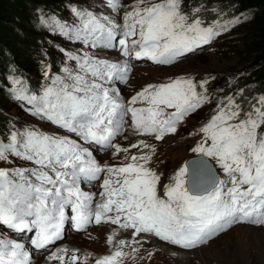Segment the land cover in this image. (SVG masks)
I'll return each instance as SVG.
<instances>
[{
    "label": "snow or ice",
    "instance_id": "obj_1",
    "mask_svg": "<svg viewBox=\"0 0 264 264\" xmlns=\"http://www.w3.org/2000/svg\"><path fill=\"white\" fill-rule=\"evenodd\" d=\"M64 11L37 17L48 37L41 83L31 89L20 75L5 78L8 103L32 119L8 116L0 129V264H32L33 251L48 252L49 264H88L78 249L51 250L66 226H111L110 253L94 264H124L152 240L190 253L234 226L264 229V93L246 96L241 87L216 97L209 91L215 77H176L130 98L118 86L129 83L133 61L174 65L234 30L247 20L236 5L65 0ZM204 107L212 112L189 133L193 155L164 183L151 167L156 142ZM129 130L136 142L123 147L117 140H127ZM109 151L122 162L97 159ZM24 232L33 233L27 245L11 238ZM122 233L129 238L117 239ZM154 255L147 253L149 261Z\"/></svg>",
    "mask_w": 264,
    "mask_h": 264
},
{
    "label": "rangeland",
    "instance_id": "obj_2",
    "mask_svg": "<svg viewBox=\"0 0 264 264\" xmlns=\"http://www.w3.org/2000/svg\"><path fill=\"white\" fill-rule=\"evenodd\" d=\"M206 2L209 3L208 0H206ZM245 17H247L246 21H248L252 18V14L246 13ZM245 34L248 33L242 28V24H240L235 27L234 30L221 35L211 47L203 50L199 54H194L187 59L181 60L172 66L157 67L156 69L153 67H141L134 73L131 79L130 89L133 92H136L148 84L167 82L176 77H195L196 79L215 77L209 91L212 92L213 96H222L224 95V92L220 91L222 88L220 85H216L215 82L222 80L224 76L232 74L234 70L236 72V68L244 66L246 63L241 59L242 56L240 54V49H242L244 41H247L248 36ZM256 40H259L260 43L262 41L260 38ZM31 74L35 75L34 72ZM130 95L131 93L128 92L127 96ZM0 103L3 105L4 102L1 101ZM5 106L7 108L6 110H3V116L14 117L19 113L23 120L27 121L32 119L24 113L19 112L16 107H12L9 103ZM211 112V107H204L190 119H187L186 122L180 126L177 134L171 135V138L164 143L162 142L158 149L156 148L157 157H154L152 163H154L153 165H155V168L157 167L159 174H163V182H168V179L177 166L193 155L189 151V148L196 138L190 137L188 132L196 131L203 123L207 122L210 118ZM12 113H15V115ZM43 127L49 131H54V129L49 128L48 126ZM134 138V135L129 136L127 140L121 137L120 140H117V143L121 144L123 147H128ZM182 140H187V144L184 148L180 144V141ZM180 146L182 148L180 154H173V150L175 151V149L177 147L180 148ZM129 154H138V150L131 149ZM96 156L102 163H118L116 160L122 158H112L111 152L96 154ZM21 163L22 161H17V164ZM245 227L249 226H235L227 234L221 235L218 239L213 240L208 246L199 248L196 251H193V253H185V260L180 259L178 262H175L176 257L171 256V254H169L170 252L166 254L165 251L169 250L163 249L162 251L164 252L160 251L156 253L149 261L147 253L150 251L145 250L144 247L139 256L135 258L131 257V261H136L137 264H264V244L259 246L256 243L245 244V242H237V234H239L238 238H244L242 232L246 229ZM107 228L101 227V229H94L93 231H90L88 235L84 236L74 235L70 238L71 240H66V243L68 245V242L72 243L74 240L76 242L74 245H77L80 249L84 248L89 251L102 249L103 251V247L107 244ZM251 229H258L256 231L258 234H260V230L264 239V229L258 227H252ZM251 235L253 234L251 233ZM91 237L95 238L94 241H88ZM245 245L248 248V251L245 250ZM84 254L88 255L89 253L84 252ZM141 257H143V259ZM88 264L90 263L88 262Z\"/></svg>",
    "mask_w": 264,
    "mask_h": 264
},
{
    "label": "trees",
    "instance_id": "obj_3",
    "mask_svg": "<svg viewBox=\"0 0 264 264\" xmlns=\"http://www.w3.org/2000/svg\"><path fill=\"white\" fill-rule=\"evenodd\" d=\"M223 1H226V6L235 4L236 11L252 12V18L242 23L248 37L240 49L241 59L246 62L244 70L247 71L241 81L243 84L255 83L259 87L264 84V0ZM64 2L65 0H0V102H4L3 105L0 103L2 109L7 108L2 92L5 78L15 73L29 79V73L37 71L41 58L38 43L44 44V40L48 38L37 29V17L49 9L58 14L62 12L66 16ZM258 38L262 40L261 43L256 40ZM4 119V116H0V129Z\"/></svg>",
    "mask_w": 264,
    "mask_h": 264
},
{
    "label": "bare ground",
    "instance_id": "obj_4",
    "mask_svg": "<svg viewBox=\"0 0 264 264\" xmlns=\"http://www.w3.org/2000/svg\"><path fill=\"white\" fill-rule=\"evenodd\" d=\"M189 58V57H188ZM169 66H172V65H169ZM157 67H155V69H156ZM171 68V67H170ZM159 76V75H158ZM215 86V85H214ZM191 132H193V131H189L188 133H191ZM126 135H127V133H126ZM170 137V136H169ZM190 137H192V136H190ZM171 138V137H170ZM174 141V140H173ZM135 142H136V140H135ZM177 144V143H176ZM180 144H181V146L184 148L185 146H186V144H187V140H182V141H180ZM179 145V144H178ZM181 146H180V148L179 147H177L176 149H175V151L173 150V154H175V155H178V154H180V152L182 151V148H181ZM176 147V146H175ZM157 157V156H156ZM178 160V159H177ZM154 163H152L151 164V167L152 168H154L157 172H158V174H159V171H158V169H157V167L155 168V165H153ZM156 165H158V164H156ZM100 228L101 227H108L109 228V225H105V226H103V225H101V226H99ZM235 227V226H234ZM246 229L242 232L243 234H244V238H242V237H240V238H238L239 237V234H237V236H236V240H237V242H245V244H249V243H251V244H253V243H256L257 245H259V246H262L263 244H264V239H263V235H262V233L260 232V230H259V233L260 234H258L256 231L258 230V229H251L252 227L251 226H249V227H245ZM251 233L253 234V235H251ZM123 234V233H122ZM242 235V234H241ZM83 236V235H82ZM156 241V240H155ZM156 242H158V241H156ZM76 242L73 240V242L72 243H70L69 245H74ZM90 243H93V242H90ZM72 248L73 249H76V247L75 246H72ZM165 249H168V248H165ZM169 250V249H168ZM173 250H175V249H173ZM245 250L246 251H248V248L246 247V245H245ZM196 251V250H195ZM166 252V254L168 253V252H170V251H165ZM190 253H193V252H190ZM187 254H189V253H187ZM188 256V255H187ZM180 259H186V254L185 253H183V252H180L179 254H177V256H176V259H175V262H178Z\"/></svg>",
    "mask_w": 264,
    "mask_h": 264
}]
</instances>
